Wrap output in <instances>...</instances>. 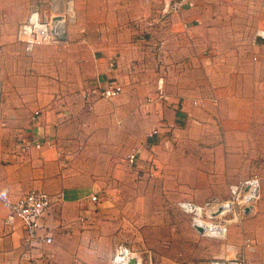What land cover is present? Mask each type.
<instances>
[{
	"label": "crops",
	"instance_id": "0c3cea01",
	"mask_svg": "<svg viewBox=\"0 0 264 264\" xmlns=\"http://www.w3.org/2000/svg\"><path fill=\"white\" fill-rule=\"evenodd\" d=\"M46 1L43 0L44 3L37 6L38 0H0V54L4 58L3 61H0V69L6 72L0 73V84L3 85L4 91L5 87L9 86V78H6V75H9V69H11L9 55H25L26 53L23 45L17 42V28L26 20L30 10L35 8L34 5L40 9L47 8ZM180 1H88V8L96 5L102 8L101 17H98L102 25H98L99 29L96 31L93 28L84 30L85 37L95 38L98 36L111 39L110 45L92 46L91 52L124 55L137 52L143 62H149L150 73L148 75L141 74L137 78L128 80L123 74L118 73L120 70L112 69L111 62L101 60L97 65L98 75L96 85L91 87L92 91L96 93L98 90L106 88L110 82H114L122 88V92L117 97L109 99L112 100L110 102H107L106 99L97 101V110H93L97 116L94 117L95 121H91L90 127L79 129L83 130L79 133L98 131L100 136L89 138L85 148L112 151L123 159L135 154V159L131 164L137 161L136 156L139 151L142 154L138 162V172H140L142 162L145 164L143 159L151 155L150 151H160L161 146L157 147L156 145L161 144V141L158 142L159 137L156 133L166 132L161 129L164 126L163 116L169 119L174 117L172 124L177 119L175 115L185 117L187 126L184 127L185 131H180L181 137H185L181 146L188 150L189 156L186 157L185 152L180 161H176L173 159L174 151H171L166 163L168 162L170 168L181 167L182 182L187 181L192 185L200 182L199 185L202 186L194 196L198 200L196 204L199 205L205 203V201L200 203L205 198L206 201L219 196L228 199L229 186L248 179L252 175H259V198L250 206L249 212L242 215L243 218L237 225L228 228L223 256L226 253L236 255L243 252L246 264H264V119L261 116L263 111L259 101L256 98L248 99L245 95L234 92L225 94V91L220 90L217 82L214 84V89L208 86L203 87V84L198 89L196 98L185 96L184 91H179V94H176L175 89L167 84L171 73L174 74V71L179 73L185 70L187 65L191 66V63L195 62L193 71L201 73L200 70L222 66L223 64L220 62L223 59L228 61L236 59V57L239 58V55L235 54L236 51H239V47L226 46V38L231 33L233 36H240L242 33L223 30L229 22L228 19L225 20V13L231 14L230 7L233 6V2L238 0H185V5L182 4L178 10L174 11L173 5ZM170 5L171 9H169ZM84 10L83 6L75 5V19L69 25L67 32L68 41L74 38L76 29L80 28L78 25L80 21L84 19L90 21L91 18L96 21L98 15H93L94 12H92L91 18L88 14L85 18ZM221 23L224 27L220 25ZM216 24L219 25L215 26ZM262 26L264 27V25ZM252 34L253 32H251V36ZM243 35L246 37V32ZM72 46L69 45L70 53L76 50V47ZM40 47H36V49ZM85 48L82 50L84 51ZM250 50L252 58L255 54L259 57L260 53L264 51V43L261 40H252ZM227 51H230V54H227ZM256 64L261 66V72L264 69V61L260 62L259 60ZM259 76L261 78L258 79L264 81V73L261 72ZM244 83L246 85L247 82ZM97 88L99 89L97 90ZM57 90L56 88L54 96L45 97L51 99L43 98L44 103H35L34 97H21V105L17 106L19 111H16L13 116L22 119L20 125L19 122H15V131L22 134V143L18 144L17 148L21 147L23 154H16V149L15 152L9 150L7 137L9 126L5 124V127L0 129V264H25L24 262L29 260L28 252L24 248L25 237L22 227L19 224L12 227L6 226L4 218L7 204L16 201L31 190H40L56 197L60 196L63 200L65 198V201H68L65 202L69 205L68 209L71 207L70 212H63V215L58 217L57 225L59 227H54V229L51 227L49 212L42 219L39 234L42 237H52V242L45 244L39 241L37 244L39 247L34 251L38 252L43 248L45 252H49L52 249L53 254L46 255L45 252V255L40 254L39 264H111L119 244L116 245V248L110 245L118 243L122 236L120 229L123 222L103 220L100 215L106 210H99V207L94 209L93 201L89 200L90 205H93V210L90 205L79 204L80 197L86 195L93 198L94 190L89 191L80 184H71L65 171L60 169L62 163L58 158L61 154L56 151L55 145V150L49 147L54 141L53 137H49L50 141L44 144L35 145V139L44 140L48 135H54V138H57L55 136L58 134V137H62L61 135L67 131L70 121L69 118L64 117L67 110L71 109L76 114L80 110L81 101H93L88 98L91 96L84 92L79 96L71 91L65 97L63 93L58 94ZM95 97L100 96L95 94ZM126 97H135L136 104L150 100L153 102L151 106L156 112L150 121L143 125H140L139 119L138 126L133 128L132 133L127 132L124 121L121 122L124 119L122 113L126 107L124 103L127 101ZM70 102L78 103V109L70 107ZM8 109L9 105L2 102L0 118L12 116H9ZM92 126L95 127L92 128ZM148 126L150 129L152 128L151 131L154 134L149 135L150 139H146L142 144L141 137L138 139L135 134L142 135ZM156 127L160 130L155 129ZM127 134L133 135V138H129L128 144H126ZM76 138L77 135L71 143V146L75 148L79 145ZM62 145L64 146V142ZM195 145L199 155L193 152ZM127 148L128 152H126ZM171 149L169 148L168 151ZM200 155L204 157L202 160L198 158ZM91 157L94 158V156ZM149 160L152 165L157 163L156 157ZM56 161H59L58 165ZM118 161L122 162L123 160L121 158ZM138 172L133 173L134 178L140 176ZM75 175L79 176L77 171H75ZM166 175L164 178L169 181L172 172H168ZM76 180L80 182V179ZM210 185L214 187V190L202 191L203 188H208ZM216 187H223L224 191H219ZM240 217L241 215L238 216L239 219H241ZM189 224L190 222L185 223L187 235L200 236ZM245 242H250L249 248L240 252L239 246ZM106 245L109 253H103L106 251ZM197 255L198 258L207 260L214 258L213 256H200L202 255L200 249L197 251ZM149 260L151 259L149 258ZM205 261L203 264H208ZM137 264H140L139 261ZM149 264H152V261Z\"/></svg>",
	"mask_w": 264,
	"mask_h": 264
},
{
	"label": "rangeland",
	"instance_id": "374dc122",
	"mask_svg": "<svg viewBox=\"0 0 264 264\" xmlns=\"http://www.w3.org/2000/svg\"><path fill=\"white\" fill-rule=\"evenodd\" d=\"M38 1L37 6L44 3L43 0ZM50 1L51 0H47L45 2L47 8L40 9L34 5L35 8H32L30 12L33 10L46 11ZM56 1H58L60 7L65 2L64 0ZM88 1L89 0H70L68 10L71 11L72 9L71 16H73V21L68 24L67 32L69 25H71L75 19V5L85 8L84 17L88 14L91 18L92 12H94L93 15H98L96 21H93L91 18L90 21H85L84 19L79 23L77 22L80 28L76 29L77 32L74 34L75 36L71 41H68L66 33L64 41L50 43L38 49L35 48L36 51L34 52L33 50V53L30 52V55L29 53L26 55L27 52L25 55H9V65L11 69H9V75H6V78H9V86L5 87L4 91L3 85L0 84V106L2 102L7 103V105H9V116L12 115L11 117L0 118V129L4 128L5 124L9 126V133L7 134L9 150L13 152L16 149V154L22 153L21 147H17L18 144L22 143L23 137L19 131H15V122H19L20 125L22 119L20 120V117L13 116L16 111H19L17 106L21 105V97H34L35 103H44L43 98L54 96L56 94V88L58 89L57 93H63L65 97L68 96L71 91L74 94H79V96L83 92L90 95L91 97L88 98L93 101H81L78 113L75 114V112L70 109L64 114V117L69 118L68 120L70 121L67 129L65 128L67 131L64 132V135H61L62 137H58V134L55 136L57 138H54V135H48L44 140L35 139V145L44 144L50 141L49 137H53L54 141L53 143H51L52 141L50 142L51 144L49 147L55 150V145L56 151L61 154L58 158L62 163L60 169L65 171V175L70 179L71 184H80L83 188L89 189V191L94 190L92 193L95 194L94 197L96 200H92V196L88 197L85 195L80 197L81 202L79 204H82V206L85 204L90 205L91 203L89 200L93 201V203H95L94 209L99 207V210H106V212L100 215L103 220L106 222L120 221L124 223L120 229L122 236H120L119 242L110 246L116 248L118 244L125 245L129 251L141 261V264H149L151 261L152 264H203L207 259L197 257V251L199 249L201 250L202 255L200 256L202 257H222L225 249V242H227L226 239L223 241H216L196 234L187 235L185 232V223H189L190 221L178 208V203L181 202L196 203L198 200L194 196L202 185H199L200 182H197L195 185L189 184L187 181L182 182L180 177L181 167L175 166L174 168H170L168 162L166 163V160H169L171 151H174L173 159L176 161H180V158L184 156L185 152L187 154L186 157L189 156L188 150L181 146L185 137H181L180 131H185L184 127L187 126L185 117L183 118L180 115H175L177 119L174 120L172 124L171 122L174 117H170L169 119L163 116L162 122L164 126H166H162L163 128L161 129L166 130V132L161 130L162 132L156 133L159 137L158 142L161 141V144H157L156 146H161V153L160 151H150L151 155L143 159L145 164L142 162L140 172H138V162L142 154H140L139 151H136L138 153L136 156L137 161L131 164L129 163L128 156L125 159L121 157L123 160L121 162L118 161V159L121 158L112 151L104 149L89 150L85 148L89 138L92 136H100L96 130L92 133H79L80 131L83 132V130L79 129L90 127L91 121H95L96 118L94 117L97 116H95L93 110H97V101L105 100L101 97H95V94L98 95L100 92V90H98L99 88H97L98 91L96 93L91 89L93 85H96L98 63L101 60H108L112 64V69L116 68V70H120L118 73L123 74L125 79L128 80L137 78L141 74L148 75L150 73L149 62H143L140 58V54L138 55L137 52L125 55L91 52L92 46H108L111 44V39L98 36L95 38L85 37L84 30L93 28L96 31V29H99L97 26L102 25L101 21L98 20V17L102 13V8L99 7V5L88 8ZM232 4L233 6L230 7V12L232 13H225V20L228 19L229 22L225 27L223 23L220 25H223V30H229L231 32L239 31V33H242L240 36H233V33H231L229 34L230 36L226 38V46L230 48L233 46L235 48L239 47V51H236L235 54L239 55L240 59L238 57L228 61L223 59L220 62L223 64L222 66L211 67L206 70L203 69L200 70L201 73L193 71L192 68H195V62L194 64L191 63V66L187 65L185 70L179 73L175 71L174 74L171 73L167 84L169 87L175 89L176 94H179V91H184L185 96L196 98L199 91L198 89L201 88L203 84V87L208 86L214 89V84L217 82L220 90L225 91V94L234 92L235 94L245 95L248 99L256 98L261 105L263 111L261 116H263L262 119H264V81L258 79L261 78L259 75H261V72L264 73V69L260 72L261 66L256 64L259 60L260 62L264 61V51L260 53V58L257 57L256 54L252 58L251 56L253 55L250 50V43L253 40L255 32L264 29L262 26L264 25V0H238ZM171 8L172 6L170 5L169 9ZM164 12L167 13L165 10ZM218 25L219 24H216L215 26ZM245 29L247 30L245 31ZM244 32H246V37L243 35ZM251 32H253L252 36ZM249 33L250 35H248ZM17 42L18 44L20 43L18 40ZM69 45H73L72 47L74 48L76 47L75 52L70 53ZM84 47L88 49L87 52L86 48L84 51L82 50ZM228 53L230 54V51H227V54ZM3 60L4 58L2 54H0V61ZM254 65L255 67H253ZM1 71V74L6 73L3 70ZM214 75L216 76L214 77ZM245 81L247 82L246 85L244 83ZM48 99L51 98H45V100ZM126 99L127 101L124 102L126 107H124V113H122L124 119L121 120V122L123 123L124 121L125 130L132 133L133 128L138 126L139 119L140 125H143L145 122H149L156 112L154 108H152L151 105L153 102L150 100H147V102H137L136 104L134 101L135 97H126ZM106 100L107 102L112 101L109 99ZM69 106H73V109H78L79 107L76 102H70ZM94 127L95 126H92V128ZM155 129L158 130L159 128L156 127ZM73 130L78 133L76 134ZM151 130L152 128L150 129V126H148L142 135L136 133L135 136H137L138 139L141 137L143 141L142 144H144L146 139H150L151 136L149 135L154 134ZM76 135V140L79 142V145L75 148L71 146V143L75 140ZM126 137L128 139L126 144H128L129 138H133V135L127 134ZM63 142L64 146L62 145ZM221 143L224 144V142ZM169 148L172 149L168 151ZM193 150L194 153L199 155L196 145L193 147ZM128 151L127 148L126 152ZM91 156H94V158ZM153 157L157 158V163H155V165H152L149 160ZM198 158L202 160L204 157L200 155ZM59 161H56L57 165ZM57 165L56 167L59 168ZM75 171L78 172L79 176L75 175ZM135 171L140 174L141 178L140 176L136 178L133 177ZM168 172H172V176L169 181H166L164 177L167 176L166 173ZM252 176H257L259 178L258 174ZM76 179H80V182H77L78 180ZM212 189L214 190V187L210 185L208 188H203L202 191L208 192ZM216 189L224 191L223 187H216ZM45 193L53 199L52 206L48 211V216L49 221H51V227L54 229V227H59L57 225L59 222L58 217L62 216L63 212H70L71 207L68 209L69 205L65 203L68 201H65V198L63 200L60 196L56 197L47 192ZM226 199L227 197L220 198L219 196L206 201L205 198L200 203L203 201H205V203L215 200L224 201ZM203 204L204 203L200 205ZM92 206L90 205L93 210ZM240 218L241 219L236 217L234 220L237 219V221L233 223L230 222L228 228L237 225V223L242 220L243 216ZM16 224L20 225V223ZM45 225L44 227H46ZM183 226L184 228L182 229ZM249 243L250 242H245L239 246V251L242 252L244 249L249 248ZM26 251L28 252L29 260L33 262L32 264L39 263L41 260V258H39L40 254H53L52 249H50L49 252H45L43 248L38 252L34 251V249L32 251L31 249ZM103 253H109L107 245L106 251H103ZM226 255L232 257L231 255L233 254L230 253L228 255L226 253L224 256ZM149 258L151 260H149Z\"/></svg>",
	"mask_w": 264,
	"mask_h": 264
},
{
	"label": "built area",
	"instance_id": "2783aa9c",
	"mask_svg": "<svg viewBox=\"0 0 264 264\" xmlns=\"http://www.w3.org/2000/svg\"><path fill=\"white\" fill-rule=\"evenodd\" d=\"M60 7L58 1L51 0L46 11L33 10L29 13L28 18L22 23L17 31V40L23 45L27 53L32 52L36 47L59 42V38L66 36L67 26L73 21L71 11H69L70 0H64ZM181 0L178 4L173 5L176 11L184 4ZM254 41L261 40L264 43V29L255 32ZM122 92V88L114 82H110L106 88H102L99 96L103 99H112ZM135 159V154L128 157L130 163ZM260 179L252 176L229 186V197L224 201H210L203 205L193 202L178 203V208L189 218L192 229H202L199 233L202 237H208L216 241L226 239V231L230 222L239 215L244 214V210L252 206L259 198ZM92 200H96L95 197ZM53 199L43 191L31 190L16 201L7 204L4 224L13 226L20 223L24 232L25 251L34 247L38 249L37 244H50L51 237H42L39 234L41 221L50 210ZM138 258L132 254L125 245H118L111 264H135ZM208 264H246L245 257L242 253L236 255L214 257L206 260ZM25 264H32L26 260ZM36 264V263H34ZM39 264V263H37ZM188 264V263H183Z\"/></svg>",
	"mask_w": 264,
	"mask_h": 264
},
{
	"label": "water",
	"instance_id": "95a60500",
	"mask_svg": "<svg viewBox=\"0 0 264 264\" xmlns=\"http://www.w3.org/2000/svg\"><path fill=\"white\" fill-rule=\"evenodd\" d=\"M64 40H65V36H62L61 38H59V41H64ZM249 210H250V207H249V208H246V209L244 210V213L247 214V213L249 212ZM196 231H197L198 233H202V229H200V228H196Z\"/></svg>",
	"mask_w": 264,
	"mask_h": 264
},
{
	"label": "bare ground",
	"instance_id": "6f19581e",
	"mask_svg": "<svg viewBox=\"0 0 264 264\" xmlns=\"http://www.w3.org/2000/svg\"><path fill=\"white\" fill-rule=\"evenodd\" d=\"M226 235H227V231H226ZM136 261V263L135 264H137L138 263V261H139V263L141 264V262H140V260L139 259H137V260H135Z\"/></svg>",
	"mask_w": 264,
	"mask_h": 264
}]
</instances>
